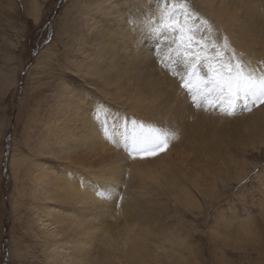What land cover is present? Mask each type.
<instances>
[{
    "label": "rangeland",
    "instance_id": "rangeland-1",
    "mask_svg": "<svg viewBox=\"0 0 264 264\" xmlns=\"http://www.w3.org/2000/svg\"><path fill=\"white\" fill-rule=\"evenodd\" d=\"M207 1L220 12L204 0H170L192 13L209 47L227 56L241 45L246 61L264 66V1ZM165 2L0 0V264H46L26 194L31 173L16 163L59 170L56 158L37 154L57 108L74 96L96 139L123 157L114 167L129 166L120 221L182 241L179 264H264V104L232 116L192 104L167 70V44L146 28L145 14L157 19ZM132 121L167 132V150L133 157L123 142ZM184 150L195 158L187 164Z\"/></svg>",
    "mask_w": 264,
    "mask_h": 264
},
{
    "label": "bare ground",
    "instance_id": "bare-ground-1",
    "mask_svg": "<svg viewBox=\"0 0 264 264\" xmlns=\"http://www.w3.org/2000/svg\"><path fill=\"white\" fill-rule=\"evenodd\" d=\"M204 1L216 13L220 12L210 1ZM229 40L236 45L233 38ZM236 50L244 60L249 58L243 46L236 45ZM115 54L120 58L127 57L123 52L116 51ZM93 71L87 69L86 75H98ZM81 100V97L74 96L61 105L62 109L57 108V117L49 126V145L44 143L42 152L37 154L56 158L60 167L58 171L42 162L26 160L16 163L25 174L31 173V185L26 194L30 197L28 204L32 207L34 231L43 246L46 264H179L183 257L177 253V247L184 244L182 241L175 242L173 235H162L159 231L143 230L142 225L135 228L128 217L119 220L121 215L116 208L129 166L114 167L115 163L123 161V157L114 160L116 152L96 139L97 133L89 127V119L79 109ZM262 113L263 117L257 121L259 126L264 125V108ZM197 148L199 146L196 153ZM190 154L189 150H184L178 159L187 164V160L195 159L189 157ZM62 205L72 209H65ZM244 228L245 233L253 234V227Z\"/></svg>",
    "mask_w": 264,
    "mask_h": 264
},
{
    "label": "snow or ice",
    "instance_id": "snow-or-ice-1",
    "mask_svg": "<svg viewBox=\"0 0 264 264\" xmlns=\"http://www.w3.org/2000/svg\"><path fill=\"white\" fill-rule=\"evenodd\" d=\"M187 5H185V8ZM146 15V28L167 44V70L179 80L187 98L194 106H210L223 114L232 116L251 112L264 104V66H253L235 52L227 56L216 43L205 41L198 35V21L192 13L166 0L157 10V19ZM182 17L183 19H180ZM223 47H228L225 40ZM103 119V109L96 110ZM130 134L123 142L133 157H152L169 147V134L156 127H147L132 121ZM104 195V193H99Z\"/></svg>",
    "mask_w": 264,
    "mask_h": 264
}]
</instances>
